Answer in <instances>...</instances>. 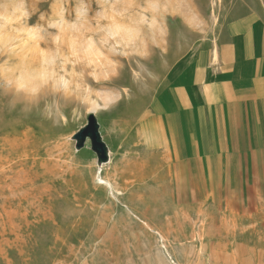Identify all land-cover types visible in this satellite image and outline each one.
Instances as JSON below:
<instances>
[{
	"label": "rangeland",
	"instance_id": "374dc122",
	"mask_svg": "<svg viewBox=\"0 0 264 264\" xmlns=\"http://www.w3.org/2000/svg\"><path fill=\"white\" fill-rule=\"evenodd\" d=\"M242 20L264 58V0H0V264H264V140L156 127Z\"/></svg>",
	"mask_w": 264,
	"mask_h": 264
},
{
	"label": "crops",
	"instance_id": "0c3cea01",
	"mask_svg": "<svg viewBox=\"0 0 264 264\" xmlns=\"http://www.w3.org/2000/svg\"><path fill=\"white\" fill-rule=\"evenodd\" d=\"M247 24L242 20L232 27L231 34L240 35L238 31H241V42L222 46L219 52L222 66L217 71L211 69L203 77L204 83L198 84L205 104L195 111V116L190 110L188 76L179 85L169 87L170 112L157 107V131L164 135L168 130L174 137L184 138L186 155L193 166L197 149L237 148L245 144L241 142L247 140V130L252 132L250 138L264 140V58L254 56Z\"/></svg>",
	"mask_w": 264,
	"mask_h": 264
},
{
	"label": "water",
	"instance_id": "95a60500",
	"mask_svg": "<svg viewBox=\"0 0 264 264\" xmlns=\"http://www.w3.org/2000/svg\"><path fill=\"white\" fill-rule=\"evenodd\" d=\"M86 136L90 137L92 148L97 153L98 158H100L101 161H107L106 146L100 140L97 124L93 118H91L89 125L77 134V137L80 139L78 144H80Z\"/></svg>",
	"mask_w": 264,
	"mask_h": 264
}]
</instances>
